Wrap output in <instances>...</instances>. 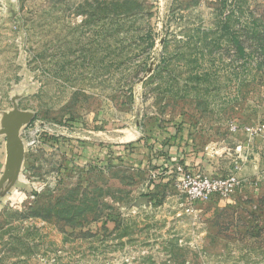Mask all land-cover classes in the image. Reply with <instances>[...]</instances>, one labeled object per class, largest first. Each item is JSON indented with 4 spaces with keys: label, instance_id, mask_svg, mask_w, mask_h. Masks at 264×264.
Listing matches in <instances>:
<instances>
[{
    "label": "rangeland",
    "instance_id": "rangeland-1",
    "mask_svg": "<svg viewBox=\"0 0 264 264\" xmlns=\"http://www.w3.org/2000/svg\"><path fill=\"white\" fill-rule=\"evenodd\" d=\"M12 97L0 264H264V0H0V119ZM177 165L241 186L188 214Z\"/></svg>",
    "mask_w": 264,
    "mask_h": 264
},
{
    "label": "water",
    "instance_id": "water-1",
    "mask_svg": "<svg viewBox=\"0 0 264 264\" xmlns=\"http://www.w3.org/2000/svg\"><path fill=\"white\" fill-rule=\"evenodd\" d=\"M17 98L12 97V108L1 113L0 136L5 137V162L0 175V196L9 193L20 177L25 155L20 131L34 117L33 112L18 108Z\"/></svg>",
    "mask_w": 264,
    "mask_h": 264
},
{
    "label": "built area",
    "instance_id": "built-area-1",
    "mask_svg": "<svg viewBox=\"0 0 264 264\" xmlns=\"http://www.w3.org/2000/svg\"><path fill=\"white\" fill-rule=\"evenodd\" d=\"M245 132L250 136L260 134L264 132V123H260L256 127H247ZM176 171L178 174L182 173V178L177 182L181 194L180 206L188 214L192 213L193 205L196 203L208 202L214 197H228L241 186L240 179L234 174L226 177L196 175L185 172L179 165H177Z\"/></svg>",
    "mask_w": 264,
    "mask_h": 264
},
{
    "label": "trees",
    "instance_id": "trees-1",
    "mask_svg": "<svg viewBox=\"0 0 264 264\" xmlns=\"http://www.w3.org/2000/svg\"><path fill=\"white\" fill-rule=\"evenodd\" d=\"M242 51H243V48L239 47V52H242ZM71 198L55 199L54 206L51 205V204L48 205L46 207V210H43V212L45 214H47V217H49L51 213H53V212L55 213L56 212V213H62L63 215H66L67 216L66 218H72L71 214L73 212V208L74 207H73V205H71ZM82 201L85 204V202H87V199L85 198ZM58 206L60 208H58ZM28 216H31V215H27V214L24 215L25 218L28 217ZM32 216L33 217H37V218H42L43 214H42L41 210L36 209L33 212Z\"/></svg>",
    "mask_w": 264,
    "mask_h": 264
},
{
    "label": "crops",
    "instance_id": "crops-1",
    "mask_svg": "<svg viewBox=\"0 0 264 264\" xmlns=\"http://www.w3.org/2000/svg\"><path fill=\"white\" fill-rule=\"evenodd\" d=\"M240 133L242 134V136L249 138V135H248L247 132L242 131V132H240ZM251 137H252V136H251ZM170 144H171V143H170ZM182 146H184V145H182ZM166 149H167V147H166ZM185 151H186L185 149L181 148V149L178 151V153H175V156H177L178 159L182 160L183 163H184L185 165H187L188 161H187V157H186V155H184ZM186 152H187V151H186ZM165 154H168V157L170 158V159H165V162L162 161V163H165V164H164L165 168L167 167L168 170H170V169H174V170H175V164L173 163L174 158H171V157H172V152H170V153H165ZM184 158H185V160H184ZM162 159H163V158H162ZM188 160H189V159H188ZM196 164H197V165L200 164V161H197ZM197 165H196V166H197ZM200 168H201V170H202V167H197V171H200V170H199ZM187 169H188V168H187ZM190 170H192V169H190ZM171 177H172V176H171Z\"/></svg>",
    "mask_w": 264,
    "mask_h": 264
}]
</instances>
